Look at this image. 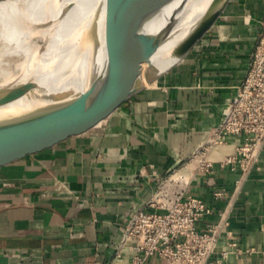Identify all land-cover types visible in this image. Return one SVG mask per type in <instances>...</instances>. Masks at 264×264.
<instances>
[{"label":"crops","instance_id":"obj_1","mask_svg":"<svg viewBox=\"0 0 264 264\" xmlns=\"http://www.w3.org/2000/svg\"><path fill=\"white\" fill-rule=\"evenodd\" d=\"M263 13L264 0H228L189 52L140 92L0 164V264H131L129 247L114 257L126 216L177 168L186 192L213 207L200 229L226 216L213 259L227 250L222 264H264V142L244 175L223 162L237 136L208 149V171L190 161L244 77ZM144 264L165 263L152 256Z\"/></svg>","mask_w":264,"mask_h":264},{"label":"water","instance_id":"obj_2","mask_svg":"<svg viewBox=\"0 0 264 264\" xmlns=\"http://www.w3.org/2000/svg\"><path fill=\"white\" fill-rule=\"evenodd\" d=\"M187 0H105L101 22H94L82 49H87L81 85L61 84L45 105L41 95L25 97L32 81L0 91V164L48 146L74 133L140 92L177 64L221 14L228 0H215L187 37L178 60L164 71L153 70L160 36ZM153 57L151 58V56ZM78 59L83 60L79 53ZM75 61V60H74ZM74 61L67 73L71 71ZM148 63L140 73L141 62Z\"/></svg>","mask_w":264,"mask_h":264},{"label":"built area","instance_id":"obj_3","mask_svg":"<svg viewBox=\"0 0 264 264\" xmlns=\"http://www.w3.org/2000/svg\"><path fill=\"white\" fill-rule=\"evenodd\" d=\"M233 136L240 137L241 141L235 154L226 156L223 162L238 167L244 175L256 163L264 142V13L243 79L190 159L195 162V169L208 171L211 167L206 155L208 149ZM187 182V175L179 168L158 180L149 199L127 214L114 257H120L129 247L133 251L131 264H144L152 256L165 264H222L227 250L220 251L219 258L213 259V256L218 252L219 237L228 223L226 216L220 213L215 223L200 229L199 221L212 214L213 207L204 198L187 193ZM223 193L217 191L215 196ZM229 245L232 250H239L235 242Z\"/></svg>","mask_w":264,"mask_h":264},{"label":"bare ground","instance_id":"obj_4","mask_svg":"<svg viewBox=\"0 0 264 264\" xmlns=\"http://www.w3.org/2000/svg\"><path fill=\"white\" fill-rule=\"evenodd\" d=\"M214 1L184 3L162 32L163 44L155 47L154 71L162 72L177 62L187 37ZM104 10L105 0H0V91L32 81L25 97L41 95L39 105H45L62 83L80 86L88 52L81 48L92 24L102 21ZM79 53L83 60L78 59ZM147 66L141 62L139 72ZM20 103L0 107V113Z\"/></svg>","mask_w":264,"mask_h":264}]
</instances>
